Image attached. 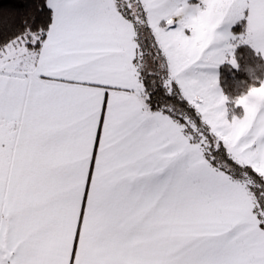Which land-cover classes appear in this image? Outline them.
I'll return each mask as SVG.
<instances>
[{
	"label": "snow or ice",
	"instance_id": "1",
	"mask_svg": "<svg viewBox=\"0 0 264 264\" xmlns=\"http://www.w3.org/2000/svg\"><path fill=\"white\" fill-rule=\"evenodd\" d=\"M11 3L0 264H264V99L211 71L264 56V0Z\"/></svg>",
	"mask_w": 264,
	"mask_h": 264
},
{
	"label": "trees",
	"instance_id": "2",
	"mask_svg": "<svg viewBox=\"0 0 264 264\" xmlns=\"http://www.w3.org/2000/svg\"><path fill=\"white\" fill-rule=\"evenodd\" d=\"M193 4H197L200 0H189ZM0 6L5 9L13 7L11 0H0ZM39 17V14H38ZM246 27V20L241 19L232 25L231 31L234 35L240 34ZM234 54L237 59L238 67H233L229 62H224L218 67V81L221 91L229 97L227 105L233 106L234 110L239 114L240 107L235 106L234 98L240 95L247 85L252 82L250 71L252 67L264 69V61L261 55L255 52L250 45L246 43H238L234 48ZM256 75H264V72L257 71Z\"/></svg>",
	"mask_w": 264,
	"mask_h": 264
},
{
	"label": "clouds",
	"instance_id": "3",
	"mask_svg": "<svg viewBox=\"0 0 264 264\" xmlns=\"http://www.w3.org/2000/svg\"><path fill=\"white\" fill-rule=\"evenodd\" d=\"M203 2V0H202ZM218 17L215 15H209L205 17V23L209 28V31L211 30L212 26L217 24ZM257 71L264 72V69H259L252 67L250 71L251 80L252 82L247 85V88L245 91H243L240 95L244 96L247 94V98L252 100H259L264 99V91H260L259 87H264V75H256ZM256 88L257 91L255 93L251 92V89Z\"/></svg>",
	"mask_w": 264,
	"mask_h": 264
},
{
	"label": "rangeland",
	"instance_id": "4",
	"mask_svg": "<svg viewBox=\"0 0 264 264\" xmlns=\"http://www.w3.org/2000/svg\"><path fill=\"white\" fill-rule=\"evenodd\" d=\"M201 7H202V5H201ZM161 22H162V21H161ZM163 23H164V21L162 22V26L164 25ZM169 27H170V26H169ZM175 27H176V26L171 27V28H175ZM177 27H178V26H177ZM225 27H227V28L231 31L230 26L227 25V24L222 25V26H221V30H223V28H225ZM188 34H190V33H188ZM238 35H239V34H238ZM226 62H227V61H226ZM218 67H219V66H218ZM218 67H216V68H214V69H211V71L214 72V73H216V74L218 75ZM218 83H219V81H218ZM219 87H220V86H219ZM220 89H221V88H220ZM225 106L230 110L229 115H233V114L238 115V113L236 112V110H234L233 106H229V105H227V103H226ZM235 106H237V105H235ZM239 107H240V113H242L243 108H242V106H239Z\"/></svg>",
	"mask_w": 264,
	"mask_h": 264
},
{
	"label": "crops",
	"instance_id": "5",
	"mask_svg": "<svg viewBox=\"0 0 264 264\" xmlns=\"http://www.w3.org/2000/svg\"><path fill=\"white\" fill-rule=\"evenodd\" d=\"M189 3H190L191 5H197V4H200V2L197 3V4H193V3H191L190 1H189ZM162 22H163V21H162ZM162 22H161V24H162ZM165 23H166V22L164 21L163 24H165ZM234 24H235V23H234ZM232 25H233V24L230 25V28L232 27ZM174 26H176V27L179 26V18H176V23L173 24V25L170 26V27H174ZM245 29H246V27H245ZM245 29H244L243 31H245ZM243 31H242V32H243ZM231 32H232V31H231ZM242 32H241V33H242ZM260 55H261V54H260ZM261 58H262V60L264 61V56L261 55Z\"/></svg>",
	"mask_w": 264,
	"mask_h": 264
}]
</instances>
